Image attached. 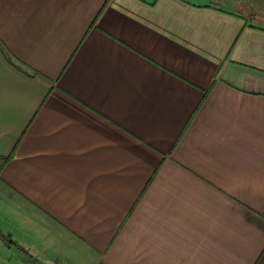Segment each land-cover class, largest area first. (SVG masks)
Returning a JSON list of instances; mask_svg holds the SVG:
<instances>
[{
    "label": "crops",
    "instance_id": "1",
    "mask_svg": "<svg viewBox=\"0 0 264 264\" xmlns=\"http://www.w3.org/2000/svg\"><path fill=\"white\" fill-rule=\"evenodd\" d=\"M197 0H0V264H264V23Z\"/></svg>",
    "mask_w": 264,
    "mask_h": 264
},
{
    "label": "rangeland",
    "instance_id": "2",
    "mask_svg": "<svg viewBox=\"0 0 264 264\" xmlns=\"http://www.w3.org/2000/svg\"><path fill=\"white\" fill-rule=\"evenodd\" d=\"M207 2L197 0L196 2ZM212 5H221L241 12L252 23H264V0H208ZM264 25V24H263Z\"/></svg>",
    "mask_w": 264,
    "mask_h": 264
},
{
    "label": "trees",
    "instance_id": "3",
    "mask_svg": "<svg viewBox=\"0 0 264 264\" xmlns=\"http://www.w3.org/2000/svg\"><path fill=\"white\" fill-rule=\"evenodd\" d=\"M0 238H2V239L4 240V242H5L8 246H10V247H14V248H16V249L22 251L27 257H30V256L28 255V253H27L22 247L18 246V245H17L15 242H13L8 236H6V235L0 233Z\"/></svg>",
    "mask_w": 264,
    "mask_h": 264
}]
</instances>
